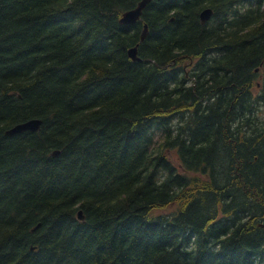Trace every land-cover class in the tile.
<instances>
[{"label": "trees", "instance_id": "16d2710c", "mask_svg": "<svg viewBox=\"0 0 264 264\" xmlns=\"http://www.w3.org/2000/svg\"><path fill=\"white\" fill-rule=\"evenodd\" d=\"M138 2L0 0V264H264V0Z\"/></svg>", "mask_w": 264, "mask_h": 264}, {"label": "water", "instance_id": "95a60500", "mask_svg": "<svg viewBox=\"0 0 264 264\" xmlns=\"http://www.w3.org/2000/svg\"><path fill=\"white\" fill-rule=\"evenodd\" d=\"M150 1L151 0H139V2L134 8L126 10L122 13L119 19V22L121 24H131V23H135L136 21H138L141 18L143 9ZM211 15H212V9L204 8L199 14L200 22L204 24L206 21L210 19ZM146 34H147V25L144 24L143 31L140 35V41L144 40V38L146 37ZM137 47H138V43L130 47L127 53H128V56L132 60L141 61V59L137 55ZM41 122L42 120L39 118H30V119L16 123L15 125L9 127L7 130H5V134L13 135V134L21 133L24 131L36 132L40 129ZM58 154H59V151L56 149L51 152L52 156H57ZM77 218L81 221L84 220L83 211L81 209L77 211ZM31 249H33V247Z\"/></svg>", "mask_w": 264, "mask_h": 264}, {"label": "rangeland", "instance_id": "374dc122", "mask_svg": "<svg viewBox=\"0 0 264 264\" xmlns=\"http://www.w3.org/2000/svg\"><path fill=\"white\" fill-rule=\"evenodd\" d=\"M259 79V78H258ZM261 110H264V106L261 108ZM170 158L174 161L175 157H176V153L174 151H171L169 153Z\"/></svg>", "mask_w": 264, "mask_h": 264}]
</instances>
